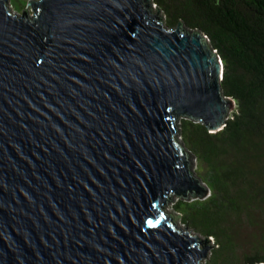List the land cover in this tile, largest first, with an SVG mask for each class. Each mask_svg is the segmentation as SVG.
Wrapping results in <instances>:
<instances>
[{"label":"water","instance_id":"water-1","mask_svg":"<svg viewBox=\"0 0 264 264\" xmlns=\"http://www.w3.org/2000/svg\"><path fill=\"white\" fill-rule=\"evenodd\" d=\"M7 1L0 264H199L216 245L166 205L209 195L179 119L217 130L233 107L207 36L153 0Z\"/></svg>","mask_w":264,"mask_h":264},{"label":"trees","instance_id":"trees-1","mask_svg":"<svg viewBox=\"0 0 264 264\" xmlns=\"http://www.w3.org/2000/svg\"><path fill=\"white\" fill-rule=\"evenodd\" d=\"M153 1L167 27L182 20L207 36L234 105L217 130L180 118L182 142L195 155L209 195L178 197L173 208L183 223L214 238L207 264L264 262V0Z\"/></svg>","mask_w":264,"mask_h":264},{"label":"rangeland","instance_id":"rangeland-1","mask_svg":"<svg viewBox=\"0 0 264 264\" xmlns=\"http://www.w3.org/2000/svg\"><path fill=\"white\" fill-rule=\"evenodd\" d=\"M29 1L30 0H8L7 1V5L9 6V8L11 9V12L12 13H15V14H20L23 10H28V13H32V10L30 9V7H28V3H29ZM25 6V7H24ZM163 17H164V20H165V15L163 14ZM163 24H165L164 22H163ZM175 27V26H174ZM171 28V27H170ZM202 35H203V33H202ZM234 106V105H233ZM234 108V107H233ZM179 121H180V119H179ZM179 126H180V123H179ZM179 138H180V140L182 141V139H181V136L179 135ZM186 149H188L187 147H186V145L184 146ZM189 150V149H188ZM192 155H194L193 154V152H192ZM197 160H196V157H195V155H194V167H193V170H195V172H196V169H197ZM196 174H198L197 172H196ZM199 175V174H198ZM200 176V175H199ZM208 187V186H207ZM196 199V198H195ZM199 199V198H198ZM176 200H177V198H176ZM176 200L174 201V202H176ZM174 202L173 203H171L170 205L169 204H167L166 206L168 207V208H171L174 212H178V213H180V219H179V224H183V227H187L186 228V230H191L190 231V234L191 235H197L198 237H205L201 232H199L197 229H195L192 225H190V224H188V223H183L182 221H183V214L181 213V212H179V211H177V210H175L174 208H173V204H174ZM207 237H210L211 238V240H212V245H216L215 244V242H214V238L213 237H211V236H207ZM216 247V246H215ZM212 251H213V247H211V248H209L208 250H207V254H206V257L205 258H202L201 260H199V261H201V262H199V264H207V260L210 258V255L212 254ZM261 263H264V262H261Z\"/></svg>","mask_w":264,"mask_h":264},{"label":"bare ground","instance_id":"bare-ground-1","mask_svg":"<svg viewBox=\"0 0 264 264\" xmlns=\"http://www.w3.org/2000/svg\"><path fill=\"white\" fill-rule=\"evenodd\" d=\"M262 264H264V263H262Z\"/></svg>","mask_w":264,"mask_h":264}]
</instances>
